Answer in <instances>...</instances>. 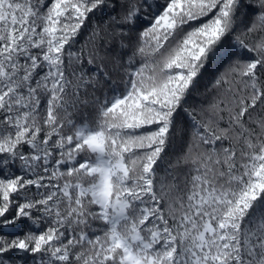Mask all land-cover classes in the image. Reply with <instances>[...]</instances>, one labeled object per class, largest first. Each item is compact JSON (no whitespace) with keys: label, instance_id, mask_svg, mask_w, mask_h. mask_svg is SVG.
Segmentation results:
<instances>
[{"label":"snow or ice","instance_id":"obj_1","mask_svg":"<svg viewBox=\"0 0 264 264\" xmlns=\"http://www.w3.org/2000/svg\"><path fill=\"white\" fill-rule=\"evenodd\" d=\"M0 264H264V0H0Z\"/></svg>","mask_w":264,"mask_h":264}]
</instances>
